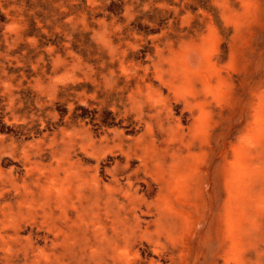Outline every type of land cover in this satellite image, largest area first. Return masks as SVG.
Wrapping results in <instances>:
<instances>
[{
	"label": "rangeland",
	"instance_id": "obj_1",
	"mask_svg": "<svg viewBox=\"0 0 264 264\" xmlns=\"http://www.w3.org/2000/svg\"><path fill=\"white\" fill-rule=\"evenodd\" d=\"M0 264H264V0H0Z\"/></svg>",
	"mask_w": 264,
	"mask_h": 264
}]
</instances>
